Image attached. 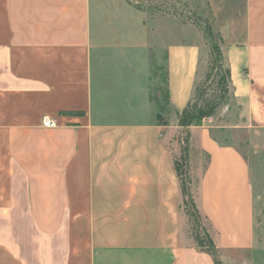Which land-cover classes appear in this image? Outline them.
I'll return each mask as SVG.
<instances>
[{
  "label": "crops",
  "instance_id": "0c3cea01",
  "mask_svg": "<svg viewBox=\"0 0 264 264\" xmlns=\"http://www.w3.org/2000/svg\"><path fill=\"white\" fill-rule=\"evenodd\" d=\"M206 2L232 93L264 131V0ZM140 16L125 0H0V264H216L188 231L176 121L158 124L134 50ZM171 37L165 77L181 112L204 48ZM212 123L191 128V190L227 264L256 250L252 165Z\"/></svg>",
  "mask_w": 264,
  "mask_h": 264
},
{
  "label": "rangeland",
  "instance_id": "374dc122",
  "mask_svg": "<svg viewBox=\"0 0 264 264\" xmlns=\"http://www.w3.org/2000/svg\"><path fill=\"white\" fill-rule=\"evenodd\" d=\"M125 1L135 10L138 17L141 15L142 18L144 41H141L134 50L138 51L142 67L148 73L149 96L154 105H157L156 96L158 92L156 90L161 88L159 96L162 98L166 88V51L163 41L167 34L169 37L172 36L176 43L200 42L203 45L201 69L204 70V76L200 83L206 89L205 97L219 103L217 111L213 115L212 135L222 144L238 146L248 156L252 165L256 250L251 255L244 254L242 257H230L228 255L226 261L227 264H237L238 261L250 262L245 264H264V131L253 127L251 122L247 123L246 116L243 115L242 102L233 95L230 85L226 93L222 90L223 80L226 81L227 79L228 81L226 73L228 65L222 50V38L214 24L208 3L206 0ZM97 26H99V22ZM157 33H159L158 46L155 41ZM215 47H218L217 53L221 67H218L212 55V48ZM200 104H204V102L201 101ZM180 114L181 112L177 109L168 106L163 121L164 125H171L173 124L172 121H176L175 127L171 129L170 133L177 146L175 148L177 154L175 153L174 158L182 163L181 155L184 147H189L190 155L193 134L191 128L199 125L182 126ZM181 172L182 179L186 181L187 168L185 164H183ZM182 207L190 219L188 231L198 245L196 235L205 237V233L190 213L191 207L185 205L184 202ZM202 223L209 233L207 225ZM80 232L83 230L80 229ZM216 249L218 258L224 264L219 249Z\"/></svg>",
  "mask_w": 264,
  "mask_h": 264
},
{
  "label": "trees",
  "instance_id": "16d2710c",
  "mask_svg": "<svg viewBox=\"0 0 264 264\" xmlns=\"http://www.w3.org/2000/svg\"><path fill=\"white\" fill-rule=\"evenodd\" d=\"M217 51H218V47L212 48V55H213L214 61L216 62L218 67H221V63L219 62L220 58H219ZM226 73H227L228 81L226 79V81L223 80L224 82H222V90L224 93L227 92V89L230 85V81H229L230 69L229 68L226 71ZM165 84H166V88L164 91V96L162 98L159 96V91L161 90V88H158L156 90L158 92V95L156 96V100H157V105L159 108V111L157 114V121H158V124L160 125L165 124L163 121L164 115L166 113L167 107L171 106L168 79L166 77H165ZM205 94H206V89L203 87V85H201V83H199L196 87V93H195L194 99L190 101L188 105L181 111L180 123L182 126L200 125L202 124L205 118L211 117L216 113L219 103H216L215 101H211L210 99L206 98ZM201 101H203L204 104H200ZM181 159L183 160L182 163L180 160L175 159V168H176L177 174L181 181L183 202L185 203V205L187 206L189 205L191 207V211L189 210L190 213L195 218V221L197 222L198 226H200L201 229H203V232L205 233V237H200L199 235H196L198 247L200 249H205L208 252H210L214 256L216 264H223L222 261L217 256V249H216L217 247L213 239L210 237L209 233L207 232L206 228L204 227L202 223L203 222L202 215L200 214L198 210L197 204L195 202V199H194V196L191 190L192 178L190 174L191 165H190V155H189L188 146L184 147V149L182 150ZM183 164H185L187 168V172H188V173L186 172V175H187L186 181L182 179L181 177L182 176L181 168Z\"/></svg>",
  "mask_w": 264,
  "mask_h": 264
},
{
  "label": "built area",
  "instance_id": "2783aa9c",
  "mask_svg": "<svg viewBox=\"0 0 264 264\" xmlns=\"http://www.w3.org/2000/svg\"><path fill=\"white\" fill-rule=\"evenodd\" d=\"M43 122H44V125L48 127H54L56 125L55 122L48 117H44Z\"/></svg>",
  "mask_w": 264,
  "mask_h": 264
}]
</instances>
